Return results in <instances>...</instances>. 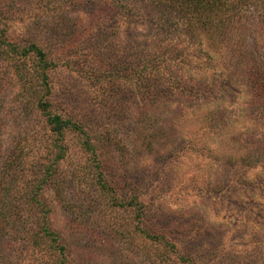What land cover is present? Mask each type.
Returning <instances> with one entry per match:
<instances>
[{
	"label": "rangeland",
	"instance_id": "rangeland-1",
	"mask_svg": "<svg viewBox=\"0 0 264 264\" xmlns=\"http://www.w3.org/2000/svg\"><path fill=\"white\" fill-rule=\"evenodd\" d=\"M126 1L148 18L105 0H0L4 211L18 203L0 226V264H264V18L239 25L246 54L215 46L199 28L196 42L177 49L188 60L170 62L168 39L180 41L173 22L161 23L168 15ZM11 44L46 52L50 95L36 55ZM144 58L177 86H140ZM41 99L84 132L49 130ZM30 137L27 162L11 177L6 162ZM55 161L54 180L29 210L28 185L11 184ZM42 207L63 255L52 237H27L42 232Z\"/></svg>",
	"mask_w": 264,
	"mask_h": 264
},
{
	"label": "trees",
	"instance_id": "trees-1",
	"mask_svg": "<svg viewBox=\"0 0 264 264\" xmlns=\"http://www.w3.org/2000/svg\"><path fill=\"white\" fill-rule=\"evenodd\" d=\"M105 1L112 3L116 8L120 7V9L126 11L127 16L128 14H135L139 16V12L134 10L132 6L133 4L128 3L126 0ZM135 2L136 0H134V4ZM142 2L144 4H148L147 8L149 9H152L151 5H153L155 8H161L159 13H162L164 17L165 15H168L165 19H160L163 26H166V22L170 21L173 22L171 24L175 25L178 30L177 38L180 42H177L176 37L173 38V36L168 39L169 51H171L170 55H167V58L170 60V62H184L188 60V55L181 53L182 51H180V49L177 52V49L181 48L183 44L188 43L186 47H189L193 44L194 40L196 42L197 38L193 35H190V32L196 33L195 30L199 28L209 35V38L212 40L215 46L218 44L230 46L231 53L246 54V52L243 50V46H245V48L248 46L247 42H245L246 38L243 34L240 35L237 29L239 25H242V23L245 24V22H248L246 18L248 15L251 16L259 14L264 18V0H142ZM149 13L150 12L146 14ZM146 14L144 13L141 17H139L144 18L146 17ZM218 40H220V43H217ZM12 51L21 52V55H27V53L30 52L36 55L38 58V65L40 66V72L43 77V87H45L44 89L47 90L46 94L50 95L51 87L49 86L48 82L47 69L52 65V63L47 59L46 52L36 44L30 45L23 51H20V49L17 48L15 44H13ZM253 53L254 51L251 50V55H253ZM142 62L144 63L143 66L135 69V72L139 77L138 80L140 86H145L146 90H152L153 88L155 90L156 88L161 90L162 88L166 87L164 84L169 85L168 87H170V85H174L175 87L177 86L176 79L173 78V75L169 76L167 73H161L159 71L160 69L153 67V64L150 61L145 60V58ZM28 75L29 73L25 72L21 75V77L22 79H27L26 81L30 82V80H28L30 79ZM261 83H263V81H261ZM36 88L37 85H34L30 82V89L36 90ZM49 107V101H40L39 108L47 117L46 122L47 128L49 130L55 132L59 137H63L64 131L67 129L78 130L81 133L84 132L85 129L82 123L73 121L70 118H63L58 113H52ZM35 139V137H30V139L28 138L20 141V144H18V147H16L12 157L8 160V162H6V170L11 177L15 176L18 171L17 169H19L20 166L24 167L25 163L27 162L25 159L27 154L26 151H23V149L27 148V146H29V142ZM56 144L57 148H59L61 151L57 158L64 157L66 149H64V146L60 145V143L57 142ZM87 145L89 149L93 147L90 142H88ZM55 165L56 161L46 166L44 172L45 174H39L37 171L38 174L36 179H27V183H24L23 185H17L18 183L16 181L11 184L13 189L16 191H20L21 186H23L24 189L28 185L29 197H26L24 204H28L29 207L27 208L29 210L35 209V203L38 200L37 197L40 195L42 188L54 180L56 172ZM2 188L3 181L0 179V226H4L5 222H8L9 217H11V213H15L17 211L18 204L17 201L14 202L13 199H11V205L9 206L11 209L8 212L4 211L5 207L3 205L4 199L2 197ZM42 211L43 213L41 214ZM5 213L9 214L7 215ZM39 213L41 216H44L41 217L43 221L41 224L42 232H34L32 229H29L26 230L27 237H32L33 235H37V238L39 239L44 236L52 237L54 243L59 241L57 244V249H59L63 255L66 250V245L61 242L58 236L55 237L56 234L50 229L48 224V215H50V210L48 211L45 207H42L39 209ZM30 240L31 246H39L40 243L38 241H33L32 239Z\"/></svg>",
	"mask_w": 264,
	"mask_h": 264
}]
</instances>
